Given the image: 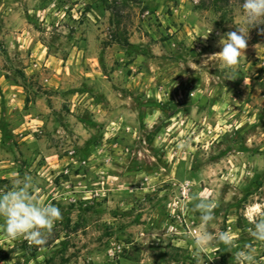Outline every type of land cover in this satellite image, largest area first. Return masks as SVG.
<instances>
[{"label":"rangeland","instance_id":"obj_1","mask_svg":"<svg viewBox=\"0 0 264 264\" xmlns=\"http://www.w3.org/2000/svg\"><path fill=\"white\" fill-rule=\"evenodd\" d=\"M242 2L0 0V193L29 175L61 212L44 246L6 238L0 217V264H237L249 250L264 264L251 236L264 218V24L246 26ZM240 27L247 47L229 68L215 55ZM107 88L136 116L96 120ZM31 112L56 126L27 137ZM194 197L216 205L199 253Z\"/></svg>","mask_w":264,"mask_h":264},{"label":"clouds","instance_id":"obj_2","mask_svg":"<svg viewBox=\"0 0 264 264\" xmlns=\"http://www.w3.org/2000/svg\"><path fill=\"white\" fill-rule=\"evenodd\" d=\"M243 15L246 26H257L264 21V0H243ZM253 28V27H252ZM248 33L243 27L229 32L221 37L219 56L226 67L238 65L239 58L247 47ZM37 190L33 177L26 175L16 182V187L0 193V217L4 219L3 234L6 238L23 237L30 244L44 246L46 234L50 233L56 222L61 219L60 209L53 204H41L33 193ZM197 199L194 205L200 212V220L204 230L200 231L194 240L197 253L210 246L212 234L206 228L214 221L216 205L209 199ZM251 236L258 242L264 243V218L256 219L251 229ZM219 242L231 247L233 242L226 233H220ZM250 248V246H249ZM237 264H254L251 250L238 251L234 257Z\"/></svg>","mask_w":264,"mask_h":264},{"label":"crops","instance_id":"obj_3","mask_svg":"<svg viewBox=\"0 0 264 264\" xmlns=\"http://www.w3.org/2000/svg\"><path fill=\"white\" fill-rule=\"evenodd\" d=\"M40 12V11H39ZM43 60L46 62L45 65L49 62L48 57L46 58V56L43 57ZM41 66V63H39V61H32L30 67H28L27 69H25L26 74H32L33 72H35L36 70H39ZM7 88L12 91V97L13 99L15 98L16 95H18V92H15L13 90L15 89H20L19 85L16 84H9L7 86ZM7 89V90H8ZM5 92V90L3 89V93ZM100 95L98 96V99L96 98L95 102L93 103V107H95L97 110L102 112V116L101 119L98 117L99 115L96 116V120H111L115 115L119 116V115H123V117H125V115H131V116H136V110H130L127 107L124 106V104L127 102V98L130 99L129 97H125V94L120 93L119 91H116L112 88H107V91H103L102 93H99ZM88 95V94H87ZM36 100L40 99L39 96H35ZM90 99L94 100V98L89 95ZM12 99V100H13ZM13 102V101H12ZM128 104V102L126 103ZM159 110V109H158ZM32 113V112H31ZM28 117H31L30 120L28 119ZM105 117V118H104ZM28 119V120H27ZM27 121H25V126L28 128L26 129V132L24 134H26L27 132V137H34L35 133L39 132L40 134V130L42 132V128L46 125L48 126H56V120L55 119H50V120H46L44 118L41 117H37L35 116V113H32L31 115L27 116ZM97 126H100L98 123L99 121H93ZM115 122L111 121V124H114ZM22 124V127L24 126ZM78 125H82L81 122H78ZM58 126V125H57ZM84 127V126H83ZM91 125L87 126V129H91ZM83 131H86V128L82 129ZM30 131V134H29ZM2 134V133H1ZM24 137V138H27Z\"/></svg>","mask_w":264,"mask_h":264},{"label":"trees","instance_id":"obj_4","mask_svg":"<svg viewBox=\"0 0 264 264\" xmlns=\"http://www.w3.org/2000/svg\"><path fill=\"white\" fill-rule=\"evenodd\" d=\"M1 132L4 134V131L3 130Z\"/></svg>","mask_w":264,"mask_h":264}]
</instances>
